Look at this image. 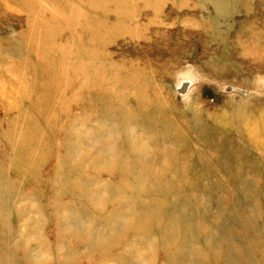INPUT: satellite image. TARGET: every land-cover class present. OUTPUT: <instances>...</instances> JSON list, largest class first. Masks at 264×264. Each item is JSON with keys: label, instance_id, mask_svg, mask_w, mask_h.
<instances>
[{"label": "rangeland", "instance_id": "374dc122", "mask_svg": "<svg viewBox=\"0 0 264 264\" xmlns=\"http://www.w3.org/2000/svg\"><path fill=\"white\" fill-rule=\"evenodd\" d=\"M28 32L35 33V40L44 48L47 45L42 35L52 38L58 68V94L51 99L55 111L47 112L46 119L35 114L30 120L40 126L44 143L50 145L48 149L54 147L59 157L70 159L68 147H74L72 160L77 175L72 174V180L76 190L82 182L88 191H94L95 179L100 181L99 187L107 188L101 197L107 206L92 196L90 202L80 199L76 193L72 199L56 198L59 203L69 202L76 214L83 206L88 207L83 220L87 226L100 221L96 209L110 213L120 201L134 196L129 190V175H120V165L129 169L130 162L140 166L151 162L161 178L162 170L176 161L184 170L192 169L195 161L190 140L195 141V148L209 147L211 154H216L218 144L219 150L224 149L223 129L232 134L226 124L235 109L240 110L241 118L264 116V3L260 0H238L233 8L226 0L218 5L214 0H0V69L9 78L13 68L26 59L24 35ZM42 79L47 87L48 77ZM16 80L14 76L10 83ZM10 83L4 89L11 91ZM47 96L42 99L45 107L49 105ZM90 104L105 106L121 131L97 142L91 129L98 127L101 111L90 114ZM29 107V102L0 94V177L13 179L18 175L11 151L6 149L8 131L21 110ZM47 119L53 124L44 128L40 121ZM189 120H194L195 129L189 127ZM210 125L216 134L196 144L198 131ZM177 136L183 140L177 142ZM258 143L257 147L263 148L264 137ZM115 151L124 155L113 157ZM235 152L239 160H227L226 171L220 170L221 179L205 177L201 182L211 184V189L193 196L197 206L207 207L211 215L228 208L229 223L235 230L240 229L238 221L244 223L238 220V211L245 212L252 218L246 228L258 238L257 246H264V161L256 150H251L250 160H245L239 149ZM44 156L48 159L35 175L37 184L26 179L17 185L28 195L23 202L27 211L22 210L23 203L14 204L0 222L12 242L20 245L18 256L23 257L25 249H30L33 262L41 264H115L119 249L109 242L99 247L95 244L94 253L80 248L72 258L56 251L61 244L60 224L54 217L48 185L55 160L49 154ZM212 166L219 168L218 163ZM52 183L61 188L60 181ZM34 194L37 200L30 199ZM139 199L141 206L147 205L144 193ZM165 200L161 194H151L152 202ZM226 200L230 203H224ZM61 206L57 212L67 215ZM186 207L193 209L190 204ZM118 221L124 224L127 220L116 218ZM28 229L31 235L27 237ZM148 231V240L143 242L133 231L126 233L120 248L134 264H168L161 239ZM251 241L255 242L253 237ZM69 243L77 247L80 241ZM98 248L112 253L101 257Z\"/></svg>", "mask_w": 264, "mask_h": 264}, {"label": "bare ground", "instance_id": "6f19581e", "mask_svg": "<svg viewBox=\"0 0 264 264\" xmlns=\"http://www.w3.org/2000/svg\"><path fill=\"white\" fill-rule=\"evenodd\" d=\"M214 1L218 5L225 0ZM226 1L233 8L236 7L238 0ZM260 1L264 3V0ZM218 11L222 12V9L219 10L218 8ZM36 36L33 32H28L24 35V39L27 41H25L27 44V56L17 66H13L11 78L8 77V73L3 68L0 69V77L9 81L0 80V94L14 99L19 98L23 103H30L29 109L21 110L23 115L20 112V117L14 121L8 131L9 141L6 149L11 151L12 162L15 169H17L18 175L13 179H8L4 176L0 177V222H4L6 219L5 213L12 210L14 204H22L29 199L27 194L20 192L17 185L26 179H30V181L37 184L39 179L35 175L40 172L39 168H42L40 165H44L43 161L48 159L44 155L46 154L47 156L49 154L50 158L55 160L51 182L50 180L48 182L50 186L49 196L55 209L54 217L60 224L58 237L61 244L56 251L63 252L65 258L75 257V255L79 254L80 248H85L87 250L86 253H94L91 251L97 247L94 246L95 244L99 247L104 242H109L116 246L117 250L119 249V253L115 257V264H134L125 256L127 252L124 254V251L120 248L121 241L124 240L126 233L133 231V233H136V238L143 242V240H148L146 232L149 230L148 232L151 233V236L161 239L163 254L168 264H264V251L261 250L264 246H257L258 238L254 237L251 230L249 232L248 228H246L249 225L248 222L251 223L252 218H249L245 212L239 210L238 220L241 219L244 223L242 224L238 221L241 226L239 230H235L229 223L227 214L230 213L228 208L224 209V211L217 209L215 215H211L205 210L207 207L197 206V199L193 196V193H204L211 189V184H203L201 182L202 179H205V177L207 180L215 177L221 179L220 170L222 172L226 171L227 160L231 162L239 160L235 148L242 151L241 156L245 160H250L252 158L250 157L251 150H256L259 152V157L264 161V146L263 148L257 147L259 145L258 142L264 137V116L246 115V117L241 118L240 114H238L240 110L235 109V112L231 115V121L226 124V127L230 126L229 131L232 134L229 136L227 129H223L221 135L224 138L221 142L224 149L219 150L221 146L218 144L216 154H211V148L209 147H205V149L195 148L192 146L195 141L191 142L190 140L191 157L194 156L192 161H195V164L191 166L192 169L184 170L178 164L179 162L176 161L172 164V167H165L162 170L164 177L161 178L154 173L151 162H147L145 166H140L138 162L136 164L135 162H130L131 167L129 166V169L120 165V175H129V181L132 183L129 190L133 192L134 196L120 201L118 206L110 213L104 211L105 209H96L94 213L96 217L99 216L100 221L96 222L95 220L93 224L87 226L83 220L87 218L90 211L89 208L83 206L76 214L69 202L65 204L63 202L59 203L57 201L58 196L61 195L62 200L69 197L72 199V196H75L74 194L76 193L80 199L87 198L90 202L89 197L92 196L94 201L99 203L104 201L101 197L107 188L99 187L100 181L95 179L92 182L97 186L94 191H88V188L86 189L82 182L78 186L80 190H76V185L72 180V174L77 175V172H75L76 167L74 168L72 160V155L76 153L74 147H68L70 159L68 157L64 160L59 157L58 153H55L54 147L48 149L50 145L44 143L46 141L42 139L40 126L30 120L35 114L46 119L45 115L46 117L48 116L47 112L55 111L52 106L53 103L51 105V99H56L58 94L57 84L55 83L58 76V68L54 61L56 52L54 45L51 44L52 38L45 34L42 35L43 44L45 42L47 45L44 48L38 44L39 41L37 39V41L35 40ZM30 38H33L35 42L30 41ZM44 75L48 77L46 81L47 87L42 79ZM14 76L17 78L16 83H10ZM8 83H10V88L12 87L11 91L4 89L5 86H8ZM46 95H48L47 97L49 98L47 99L50 102L48 101L49 105L45 107L42 99H45ZM15 107L18 106H11V108ZM93 110L101 111V115L98 113L100 115L98 127L91 129L92 135H95L97 142L103 140V136L119 131V125L115 120L112 121L111 115L107 112L108 110L105 106L98 108L90 104V114H94ZM40 122L44 128L49 124H53V121L51 122L49 119ZM149 125L151 127V122ZM188 125L193 129L194 120H189ZM117 127L119 128L117 129ZM21 128L22 131L20 133ZM214 128V125H210L205 129L202 127L195 139L196 144L203 139H209L214 136L216 134ZM50 139H52V136ZM181 139L183 140V137ZM181 139L178 136L175 138L177 142ZM186 141L187 139L185 138L184 143ZM229 143L235 145L232 148H228ZM109 147L110 145L108 144L106 149H109ZM112 154L113 157L117 158H121L124 155L122 151H119V153L115 151ZM214 163H218L219 168L213 167ZM209 166L211 167L210 169H208ZM184 173L186 174L183 175ZM76 178L78 179L79 176ZM52 180L54 182L60 181L61 188L58 189L59 187L53 185ZM143 193L148 200L147 205L145 204L146 206H141L142 203H139V197ZM151 194H161L166 200L163 203L159 201L152 202ZM176 194L177 198L174 197ZM30 196V199H38L36 197L37 194ZM229 201L224 203L229 204ZM103 203L106 206L109 204L106 200ZM61 204L68 212L67 215H61L57 212V209L62 207ZM188 204L192 205L193 209L187 208ZM27 209V206L23 203L22 210L27 211ZM40 209L42 208L40 207ZM201 211L206 214H200ZM237 216L234 217L235 220ZM130 217L131 219H129ZM116 218L127 221L121 224L119 221L115 222ZM100 226L106 227L100 229ZM113 230L115 232L112 233ZM30 235L31 233L28 229L26 236ZM252 237L255 242L251 241ZM70 240L80 241L79 246H71ZM149 243L152 244L151 240ZM58 245L56 243V247ZM18 247L20 245L12 242L8 231L5 228H0V264H24V262L27 264H41L33 262L30 249H25L24 256L20 258L16 251ZM101 249L98 252L101 257H106L112 253L111 250H108V253V251H101ZM204 253L208 254V256L204 257Z\"/></svg>", "mask_w": 264, "mask_h": 264}]
</instances>
